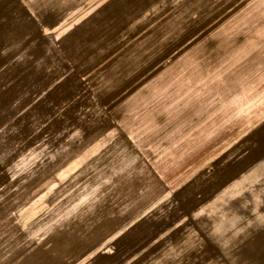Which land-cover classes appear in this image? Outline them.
<instances>
[{"label":"rangeland","instance_id":"1","mask_svg":"<svg viewBox=\"0 0 264 264\" xmlns=\"http://www.w3.org/2000/svg\"><path fill=\"white\" fill-rule=\"evenodd\" d=\"M0 264H264V0H0Z\"/></svg>","mask_w":264,"mask_h":264}]
</instances>
